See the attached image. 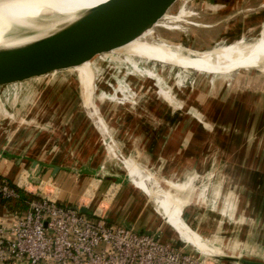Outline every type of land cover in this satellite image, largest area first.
Returning <instances> with one entry per match:
<instances>
[{"label":"rangeland","instance_id":"1","mask_svg":"<svg viewBox=\"0 0 264 264\" xmlns=\"http://www.w3.org/2000/svg\"><path fill=\"white\" fill-rule=\"evenodd\" d=\"M232 1L231 8H233L228 14L223 15L228 2L178 0L170 9L169 14L172 17L167 13L157 22L158 24L156 23L154 29L155 36L157 33L161 40L172 45V50L159 55L162 60L158 55H147L148 57L123 55V51L117 50L113 54H102L93 62L88 61L80 65L82 78L85 69L88 73L90 71L86 77L88 79H84V85L86 84L85 87L90 90V85L94 83V104L89 102L87 105L86 98L82 94V81L79 84L72 69L61 70L13 86L0 87V154L5 152L6 156H16V153L21 152L23 155L28 153L34 145L33 148L36 150L37 139L29 141L23 135L30 136L33 128L39 129L38 131L56 129L57 135L65 140L63 146L68 152V155L64 153V159H66L64 162L67 164L62 168L64 171L77 174L79 168L74 163L77 161L75 157H80L84 150H95L96 154L103 153V158L107 159L106 163L111 162L112 167L117 169L118 182H121L122 187L113 185L111 191L115 190V192L110 195L109 190L105 192L110 184L108 180L100 183L89 176L92 179H86L83 184L75 183L74 195L71 189L62 194L64 191L56 182L58 173L53 176L51 171L49 175L48 169L43 167L40 171L41 182L30 186L32 191L50 196L59 203L60 201L74 203L75 206L81 205L89 208L90 211L95 210L114 222L128 223L127 221L139 219L137 222H144L145 228L160 227L166 240L172 241V238L182 245L181 238L176 232L189 239L190 228L186 226L188 224L198 235L209 241L212 247L220 248L221 252L264 262V167L254 166L253 169L243 167L244 163L250 165L251 162H242L241 165L234 166V163L230 162L234 159L229 156L228 148H226L227 156L225 152L214 148L208 156L206 155L205 163L200 165L201 163L195 161L192 171L189 167V171H182L180 174L171 169L169 174L162 173L156 169L155 164L152 167L143 168V163L131 155L125 157V160L130 161L134 158L132 162H125L126 165L130 164L131 168L126 166L127 171L120 170V167L125 168L116 159V155L113 156L110 152L113 158L108 157L106 152L110 145L105 147L99 135L97 136L91 120L87 117L89 116L87 109L89 112L93 109L97 119H100L99 112L102 113L106 120L104 123H108L105 126L108 125L109 127L106 128L111 131L109 135L113 136L112 139L116 141L123 153H125L123 150L138 146L134 142L132 147L127 148L126 136L119 134L122 130L118 126L121 124L120 120L129 110L143 115V113L151 114L156 107L158 112H165L167 107L175 110L178 108L180 111H189L194 114L196 119L202 121V124L205 123L210 130L213 125L206 124L208 116L203 115L202 110L198 108V102L211 113L226 114L233 113L234 103H237V109L240 110L242 101V105H246L247 112L252 109L258 115L256 122L259 128L263 129L264 69L254 67L255 64L250 55L254 53L260 32L264 28V0ZM182 18L183 20H180ZM163 20L168 23H164ZM220 20V23L209 25L211 22ZM229 20L236 21V24L240 26L241 22L246 21L244 23L248 22L251 25L250 29L246 32L236 30L234 26L236 31L234 34L227 36L219 34ZM172 25H177L179 28H174ZM215 47H218L219 51H210ZM195 54L201 55V60L209 58L216 60L217 63L223 60L231 64L205 66L196 61L192 63L195 66L190 64H187L188 66L183 64V66L178 63V60L185 61L183 57H193ZM124 56L131 66L122 60ZM212 70L228 71L222 73L212 72ZM110 75H114V78ZM100 77L103 80L104 77L109 78L107 82H103L100 81ZM73 79L78 84L76 82L75 84ZM49 87L59 88L47 92ZM162 94L171 97L172 100L166 99ZM99 98L106 99L98 101ZM152 98L157 102L156 104L159 103L158 106L151 103ZM211 101L213 102L210 104ZM105 106H107V112L104 111ZM47 109L51 110L55 118L57 117L56 121L52 120L48 123L43 121ZM222 117L226 118V116ZM218 122L219 124L223 122V118ZM221 128L225 133L231 130L234 134L233 129L226 126L224 128V125ZM59 131H61L60 135ZM230 137L240 141V138L235 135ZM128 138L133 140L130 136ZM120 139H124L125 142H121ZM258 145L262 146L258 147L259 149L264 150V136L255 130L252 136H246V148L250 146L257 148ZM248 154L249 151L246 150L245 156ZM93 157L95 158L94 154ZM115 164L118 166H114ZM49 167L53 169L51 165ZM138 171L142 173L140 180L142 185L133 178L138 175ZM111 172L114 173L115 170ZM127 172L135 182L131 179V182L127 181ZM23 175L27 173L24 172ZM93 177L96 178V176ZM189 180L192 185L184 183ZM160 184L161 187H159ZM95 185L100 187L98 186L96 190ZM133 185L138 190L142 188L152 200L157 202L153 203L143 192L135 190ZM118 189H122V192L118 194V197H114ZM159 191L169 196L170 206L175 211V215L171 212L167 214L165 211L167 204L161 200ZM70 194L72 198L69 197ZM93 194H95L94 199H91ZM121 195L123 197L118 202L117 199L119 200ZM75 196L78 197L75 198ZM143 206L146 208L145 212L141 210ZM156 206L159 213L177 231L161 217L155 209ZM197 245L200 247L199 244ZM187 248L198 252L193 246L188 245ZM222 264L236 263L223 261Z\"/></svg>","mask_w":264,"mask_h":264},{"label":"crops","instance_id":"2","mask_svg":"<svg viewBox=\"0 0 264 264\" xmlns=\"http://www.w3.org/2000/svg\"><path fill=\"white\" fill-rule=\"evenodd\" d=\"M205 1H212V0H205ZM218 1L219 3L228 2L227 3L228 5L226 6L225 11L222 13L223 15H225V13L228 14L233 8V7L231 8V6L233 5V3H231L233 2L232 0H229V1L218 0ZM263 17H264V14H263ZM220 22L221 20L216 21V22H211L209 25L211 26L213 24H217ZM244 22H241V26H240L236 24L237 23L236 21H233V20L226 21L224 30L220 32L219 34H223L226 36L228 34H234L236 32L234 30V26L236 30L240 29L241 31L245 30L247 32L250 29L251 25H249L248 22L247 23H244ZM263 22H264V18H263ZM232 27H233V30H232ZM213 71L224 73V72H227L228 70L226 71L212 70V72ZM88 74H90V71L88 73L87 69H85V73L82 74L83 78L82 80L80 78V80L82 81V87H83L82 94L84 98H86V101H88L89 103L91 102L90 101V90H88L87 92L85 88L86 84L84 85L85 83L84 79H88L86 78L88 77ZM49 88L51 90L47 89V92L54 91L56 88H59V87H49ZM163 96L168 100H172L171 97L169 98L165 95ZM105 99L106 98L100 100L99 98L98 101H103ZM64 102H65V99H64ZM212 102L213 101H211L210 104ZM151 103H153L154 106L155 105L158 106L159 104V103L156 104L157 102H155L153 98L151 99ZM97 104H99V102ZM234 104H235V107L233 108L234 110L233 113L228 112L226 114H222V113H214V112L211 113L209 109L203 106L202 103L198 102V108L202 110L204 116L206 117L208 116V121L206 124L210 123L213 125V128H211L210 130L209 128H207L205 123L202 124L201 123L202 121L200 122L199 119H196L194 114H191L189 111H186V112L180 111L178 110V108L175 110V109H172V107H167V110L165 112H158L156 111L157 107L156 108L153 107L155 108L154 112L152 111L151 114L143 113V115H141V113L136 114L135 112L129 110L125 113V116L120 120L121 124H119L118 126H120L122 130L119 134H123L126 136L127 148L132 147L134 145V142H136L138 146H136L135 148L132 147L131 149H128V150H123L125 153H123L120 149L119 150L125 156L129 155L130 157L131 155L137 160H140V162L143 163L144 165L143 168L152 167V165L155 164V167L158 171H161L162 173L165 172L168 174H169V169H171L174 172H178V174H180L182 171L183 172L186 170L189 171V167L192 171L195 166V161H198L199 164L201 163L200 165L205 163L207 159L206 155L208 156L209 152L214 148H217V150L220 149L223 153L225 152L226 156H227V150L229 149L228 150L229 156H231V158L234 159L233 161H230V162L234 163V166H239L236 164L241 165L242 162H251L250 165L248 163H244L243 167H247L249 169H253L254 166L264 167V164H262L264 163V150L261 148L260 149L258 148L262 146L258 145L257 148H253L251 146L246 148V136H249V135L252 136L255 130H257L258 133L264 136V128L260 129L258 126V123L256 122L257 120L256 118L258 115L252 109H251L252 111L250 110L249 112H247L246 105L245 104L242 105L243 104L242 101L240 105V110H238L239 108L237 109V106H238L236 105L237 103H234ZM92 110L90 113L97 119L96 115L93 114L94 111ZM104 111L105 112L108 111L107 106L104 107ZM222 116H226V118ZM87 117L89 118V120L92 119L90 115ZM99 117L100 119H97V121L104 129H106L105 131L107 133L109 132L110 134L111 131H109V128H106L108 125L105 126L106 123H104L105 121L103 119L102 113L100 112H99ZM43 118H44L43 121L44 122L47 121V123L48 121L57 120L56 119L57 117L55 118V116L52 114L50 109H47V114ZM221 118H223V122L219 124L218 120H221ZM107 119L110 120L109 118ZM93 122H94V125L98 128V125H96L94 120ZM223 125H224V128L226 126L230 129H233L234 134H232L231 130L229 133H225L221 128V126ZM31 130H33V132L31 133L30 136L28 134L23 135V136L25 138H28L29 141H33L34 139H37L35 143L36 150L33 148L35 146L34 145L31 148L32 151L30 150L28 153L26 154L24 153L23 155L21 152H20L21 154L16 153V156H13V155L6 156L5 152L2 153L3 156L0 155V176L8 178L9 181L12 182L13 184L18 183L19 179L24 174V172L25 173L28 172V169L34 160H39L41 162H44L46 164V168L48 169L47 173L50 172L49 175L51 174V171H53V169L52 170L50 169L49 165H51V168H53V166H56V165L60 167V171L58 172V177H57L56 182L58 186L60 187V189L64 191L62 194L68 192L67 191L68 189H71L72 194L76 193L75 183L80 182L81 184H83L86 179L91 178L89 176H92L93 179L97 180L100 183H103L105 181L102 179L94 178L93 177L94 175L90 174L91 169H97L100 167H104L108 171L115 170L114 173H116L117 169L112 167L111 162H109L108 164L106 163L105 160L107 159L103 158V153L96 154L94 152L95 150L94 151L84 150L79 155L80 157L78 156L75 157L77 161L74 163L76 167L79 168V172L77 174L64 171L62 168L67 166V164L64 162V160H66L64 159V153L68 155V152L65 150V146H63V143H64L63 141L65 140H63V138L57 135L56 129H53V131H50V130L45 131L44 129L38 131L39 129L35 130V128H33ZM98 131H96L97 136L100 133V132L98 133ZM60 133L61 131H59V135ZM230 135H235L239 137L240 141L234 138H231ZM128 136L132 137L133 140H130ZM226 137H230V138H226ZM241 139H245V140H241ZM120 141L125 142L124 139H120ZM247 146H248V142H247ZM246 150L249 151V154L247 156H245ZM110 152L114 156V153L112 152L111 147H109L108 151L106 152L109 158L112 157ZM256 153L258 154L257 156L255 155ZM93 154L95 158L93 157ZM114 166L117 167L118 165L115 164ZM120 170H125V169H121L120 167ZM133 178H135V180H141L142 179L141 171H138V175L137 176L135 175ZM106 180H108L110 184L108 188H106L105 192L109 190L110 195H113V193L115 192V190L111 191L113 185L122 187L121 182H118V178H108ZM184 183H186V185H190L191 181L190 180L185 181ZM98 186L100 187V185H97L96 190L97 188H99ZM133 187L135 188V190L143 192L141 189L138 190V188L135 185H133ZM121 190L122 189H118L114 197H118L119 196L118 194L122 192ZM94 195L95 194H93L91 199H94ZM69 197L72 198V195L70 194ZM77 197L78 196H75V198ZM122 197L123 195H121L119 197L120 199L119 200L117 199V201L119 202L122 199ZM60 203L63 205L69 206V207H74L76 205L74 203L70 204V203H66L62 201H60ZM141 210L142 212H145L146 208H144L143 206ZM94 211L95 210H92V209L90 211V209L88 208L87 213H92ZM10 216H11L10 211L8 210L6 205L3 203V200L0 198V222L10 223L11 222ZM108 220L111 221L109 218ZM138 220L139 219H137L136 221H127L128 223H125L122 221H119V222H122L120 224L124 223V225L126 224L131 225L137 230H141V229H145L146 231L161 230L163 233V239L166 240L164 238V232L160 227H157L154 229L145 228L146 226L144 222L143 223L137 222ZM111 222H114V221H111ZM119 222H115V223H119ZM171 240L174 241L172 238ZM166 241H169V240H166ZM0 264H4V263L0 261Z\"/></svg>","mask_w":264,"mask_h":264},{"label":"built area","instance_id":"3","mask_svg":"<svg viewBox=\"0 0 264 264\" xmlns=\"http://www.w3.org/2000/svg\"><path fill=\"white\" fill-rule=\"evenodd\" d=\"M0 179V198L17 197V187L35 195L29 208L0 222V261L4 264H221L187 249L190 243L163 239L161 230L139 233L97 211L83 213L29 187ZM43 183V181H42ZM17 186V187H16ZM189 251V252H187Z\"/></svg>","mask_w":264,"mask_h":264},{"label":"water","instance_id":"4","mask_svg":"<svg viewBox=\"0 0 264 264\" xmlns=\"http://www.w3.org/2000/svg\"><path fill=\"white\" fill-rule=\"evenodd\" d=\"M177 1L178 0H112L96 7L68 26L49 35L17 46L0 47V87L13 86L34 78L54 74L61 70L72 69L85 62H93L96 57L102 54H113L117 50L121 51L119 50L120 47L133 41L146 30L153 27L159 20H162L167 13L172 17L169 12ZM164 20V23H168ZM180 20H183V18ZM169 21H171V19H169ZM172 26H174V28H179L177 25ZM156 39L161 40L162 38L160 39L157 36ZM122 60L127 62L125 56ZM127 64L131 66L129 62H127ZM112 76L114 78V75ZM109 77H104V80L100 77V81L107 82ZM95 80L97 85L96 75ZM73 82L75 83L76 81L73 79ZM76 83L78 84V82ZM104 121L106 120L104 119ZM91 122L96 131L99 130L98 133H101H99L100 138L106 147L102 136V130L94 125L92 119ZM106 140H108L110 144H113L111 138L108 137ZM112 149L115 152L116 159L120 161L127 171L125 163L126 156L119 150L116 144L113 145ZM0 155H2V153ZM43 167H46L44 162L39 160H34L32 162L28 169L29 181L32 184L41 182L40 171ZM59 170V166H53L52 175L55 176ZM90 174L102 180L119 177L118 174L112 173L104 167L91 169ZM126 179L131 182L128 172ZM72 208L78 209L77 206ZM79 210L83 213L88 212L87 207H80ZM126 226L131 227V225L127 224ZM138 232L149 233L150 231L141 229L138 230ZM179 238L181 237L179 236ZM190 246L193 245L190 244ZM198 252L202 253L199 250ZM205 256L221 264L223 261L236 264H264L263 261L242 257L224 256L212 258L208 255Z\"/></svg>","mask_w":264,"mask_h":264},{"label":"bare ground","instance_id":"5","mask_svg":"<svg viewBox=\"0 0 264 264\" xmlns=\"http://www.w3.org/2000/svg\"><path fill=\"white\" fill-rule=\"evenodd\" d=\"M110 1L112 0H0V47L17 46L31 42L43 36L49 35L55 31H58L68 26L69 24L78 20L81 16L92 11L96 7L106 4ZM155 26L156 24L153 27L146 30L144 33H142L133 41L120 47L119 50L124 52L123 55H139V56L158 55L159 58H160L159 55L161 54L163 55V52L165 53L168 50H172V45L165 43L163 40L160 41L156 39L154 32ZM258 40L259 41L258 44L255 46L256 48L254 50V53L251 54L250 57L253 60V63L255 64L253 65L254 67H261V69H264V28L260 32V36ZM215 50H218V47H215L210 51H215ZM183 58L185 59V61L178 59L177 60L178 63H181L182 65L184 64L185 66L187 64L195 66L192 63H196V61L203 63L202 65L205 66L214 65V64L215 65L231 64L229 61H223V60L217 63L216 60L209 58L201 60V55L199 54H195L193 57L186 56ZM188 58H195V59H188ZM72 70L76 74L77 81L81 82L82 77L80 75L81 73L80 66L79 68L78 66H76L72 68ZM93 89H94V83L90 85V101L93 102L94 104ZM86 91L88 92L87 88ZM86 102L88 105V101ZM87 113L95 121L96 125H98V127L102 130L103 139L105 141L106 146L110 145L109 147L111 146L113 147V145L116 144V142L109 135V132L107 133L104 130V128L99 124L97 119L88 111V109H87ZM108 137L112 139L113 144L112 143L110 144L108 140H106V138ZM112 147L111 150L115 156V152L112 149ZM132 160L133 159H131V161L125 160V162L126 163L132 162ZM126 166L128 168H131L130 164H127ZM130 179L133 182H135L131 177ZM136 181L142 185L140 180H136ZM21 182L28 184V180H26L25 177L21 178ZM159 187H161V185ZM141 190L145 193L146 197H148L151 201H153V203L157 202L156 200H152L149 194L146 193L142 188ZM159 193H160L159 195H161L160 197L163 203L165 202V204H167V206L165 207V211L168 214H170L171 212V214L175 215V211H173L170 206L171 201L169 196L165 195L163 191L162 192L159 191ZM155 208L157 210V206ZM157 212L159 213L158 210ZM159 214L166 222H168L161 213ZM186 226L190 228L189 239H191L194 243L189 239H186L185 237L180 235L174 226L173 228L177 231L178 235L181 237L182 240L192 244L197 250H199L203 254L208 255L209 257L212 258L224 257V256L241 257V256L228 254L227 252L223 253L221 252L220 248L212 247L213 245L211 246L209 241L198 235L190 225L186 224ZM195 243L199 244L202 249ZM206 250H208V252Z\"/></svg>","mask_w":264,"mask_h":264},{"label":"trees","instance_id":"6","mask_svg":"<svg viewBox=\"0 0 264 264\" xmlns=\"http://www.w3.org/2000/svg\"><path fill=\"white\" fill-rule=\"evenodd\" d=\"M1 178L2 176H0V179ZM17 193V197L2 199L10 212H22L28 210L30 201L38 197L37 195L19 187H17Z\"/></svg>","mask_w":264,"mask_h":264}]
</instances>
